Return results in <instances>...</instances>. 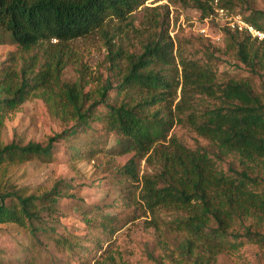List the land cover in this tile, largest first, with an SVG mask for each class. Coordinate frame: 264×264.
Masks as SVG:
<instances>
[{
	"label": "trees",
	"instance_id": "obj_1",
	"mask_svg": "<svg viewBox=\"0 0 264 264\" xmlns=\"http://www.w3.org/2000/svg\"><path fill=\"white\" fill-rule=\"evenodd\" d=\"M145 1L0 0V44L16 46L0 66V131L8 114L36 92H41L51 114L66 125L72 122L50 136L46 144L0 142V224H16L25 230L26 251L51 253L49 246L53 242L66 255L68 264H84L96 258L104 243L131 219L132 215L123 211L109 213L105 207L91 206L83 211L84 234L67 227L59 231V202L66 196L65 190L55 185L51 191L37 193L11 180L14 167L30 161H52L57 142L69 141L92 129L94 123L101 125L107 138L115 135L123 149L139 151L166 140L179 121L190 124L194 130L193 148L180 142L192 153V176L180 180L167 169L160 170L158 178L145 174L146 185L140 197L152 210L165 207L175 212L172 222L188 233L178 249L185 259H191V264H200L198 258H193L199 242L227 236L228 220L239 215L230 208L228 199V211L222 209L213 192L222 186L232 190L264 184V177L251 175L236 157H231L245 147L264 152V90L257 88L252 77L226 75L220 73L219 67L220 61L229 57L244 64L251 73L264 75V40L226 27L221 29L220 41L194 32H180L175 39L170 35L165 5V22L160 31L144 39L140 49L125 54V72H121L118 61L124 55L110 48L105 59L108 74L96 88L87 89L89 81L85 76L77 81L63 79L70 59L63 48L50 50L45 59L40 55L39 49L45 48L46 53L47 44L53 40L57 41L55 45H64L103 30L113 18L126 20ZM254 2L182 0L186 7L197 9L201 19L213 14L215 4L231 11L249 10L250 21L264 30V9H256ZM176 49L180 54L188 52L181 55L182 70L186 78H193L202 88L188 94L186 104L178 107L177 118L172 111L164 113L156 108L168 100L177 85L171 67ZM106 140L90 143L87 149L72 146L71 154L75 159L93 157L107 145ZM121 173L127 175L130 170L125 166ZM131 187L118 189L106 208L135 204L138 198ZM246 236L252 238L255 234L247 230ZM15 262L0 260V264H47L31 254ZM51 262L54 264L56 259ZM162 262L159 259L158 264Z\"/></svg>",
	"mask_w": 264,
	"mask_h": 264
},
{
	"label": "rangeland",
	"instance_id": "obj_2",
	"mask_svg": "<svg viewBox=\"0 0 264 264\" xmlns=\"http://www.w3.org/2000/svg\"><path fill=\"white\" fill-rule=\"evenodd\" d=\"M254 1L256 9H264V0ZM165 5H168L169 10L171 37L178 39L177 34L180 32L199 34L200 28L207 27V23L201 20V13L183 5L182 0H146L126 20L113 18L103 30L64 45H55L57 41L53 40L47 44L46 53L45 48H40L39 53L45 59L50 50L63 48L64 54L67 52L70 57L63 70V79L77 81L85 76L89 81L87 89L95 87L108 74L105 59L111 52L110 48L124 55L118 61L121 72H125V54L140 49L144 39L160 31L165 22ZM241 13L249 19V10ZM208 28L213 36L220 30L213 21H209ZM14 50L15 45L0 44V66ZM187 53L183 51L180 54L177 49L174 51L171 67L177 85L168 95V100L156 106L163 109L164 113L172 111L176 118L179 115L178 107L186 104L188 94L202 89L193 78H186L182 70L181 55ZM219 67L220 73L226 75L252 77L257 88L264 90V75L251 73L244 64L224 57ZM71 125L72 122L66 125L51 114L41 92H36L20 108L8 114L0 131V142L7 144L14 140L23 144L29 141L46 144L50 136ZM193 137L194 130L190 124L179 121L166 140L154 143L149 150L123 149L118 145L115 135L107 138L101 125L94 123L92 129L69 141L57 142L52 161H30L14 167L11 180L27 185L37 193L51 191L55 185L65 190L66 196L59 202L61 212L56 223L59 231L67 227L75 233L84 234L82 215L91 206L105 207L109 213L123 211L132 215L121 229L114 232L112 239L104 243L96 258L84 264H158L159 259H162V264H191V259H185L178 249L179 242L188 233L172 222L175 212L165 207L152 210L140 193L145 189V174L158 178L160 170L167 169L180 180L192 176V153L181 142L193 148ZM97 140H106L107 145L97 151L95 156L73 158L72 146L87 149L90 143ZM231 157H236L237 162L247 168L251 175L264 177V152L245 147ZM125 166L130 170L127 175L121 173ZM209 174L212 175V172L209 171ZM126 186L134 189V197L138 198L134 200L135 204L106 208L105 205L117 196L118 189ZM213 195L217 204L227 211L225 202L228 199L230 208L239 215L228 220L227 236L200 241L193 258H198L200 264H264V184L253 188L239 186L232 190L222 186ZM213 225L216 226V223ZM247 230L255 236H246ZM27 245L28 234L23 228L16 224H0L1 261L16 263L18 258L31 254L43 263L52 264L54 258L58 264H68L66 255L58 251L53 242L49 246L51 253L38 249L26 251ZM72 264L81 262L74 261Z\"/></svg>",
	"mask_w": 264,
	"mask_h": 264
},
{
	"label": "built area",
	"instance_id": "obj_3",
	"mask_svg": "<svg viewBox=\"0 0 264 264\" xmlns=\"http://www.w3.org/2000/svg\"><path fill=\"white\" fill-rule=\"evenodd\" d=\"M207 23V27H202L199 32L205 36L211 37L213 40H221L223 27L228 28L231 31H237L240 33H247L253 38L258 40H264V30L257 28L243 13L238 11H231L227 8L214 5L213 14L206 16L203 19ZM215 20L220 24L219 32L214 36L209 32V21Z\"/></svg>",
	"mask_w": 264,
	"mask_h": 264
}]
</instances>
